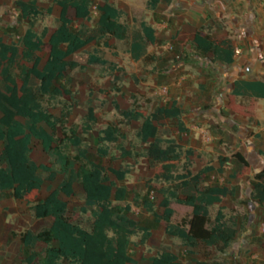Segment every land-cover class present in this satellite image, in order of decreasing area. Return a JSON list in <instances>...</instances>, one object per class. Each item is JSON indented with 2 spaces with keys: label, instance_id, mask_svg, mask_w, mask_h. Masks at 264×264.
Wrapping results in <instances>:
<instances>
[{
  "label": "trees",
  "instance_id": "1",
  "mask_svg": "<svg viewBox=\"0 0 264 264\" xmlns=\"http://www.w3.org/2000/svg\"><path fill=\"white\" fill-rule=\"evenodd\" d=\"M95 0H53L58 9L57 25L53 31L44 29L38 35L33 26L41 16L35 0L15 2L20 16L29 23L18 43L0 37V193L8 192L15 201L25 202L34 219H50L51 225L33 234L24 230L18 234L21 245L31 248L18 264H138L128 250L131 238L139 236V244L145 246L151 232L130 219L126 213L130 205L138 203L135 192L126 200V189L117 186L129 174V168L121 163H129L139 157L131 148L119 143L125 135L117 124H105L98 130L96 154L105 160L99 165L87 158V145L78 136V128L69 125L76 106L69 90L54 86L56 80L66 78L78 68L72 57L89 44L97 45L99 40L114 38L123 40L125 31L119 23L122 12L115 8L111 0H100L96 7V25L102 34L100 39L83 38L71 32L70 27L90 26V9ZM170 0H146V8L154 10L160 3ZM207 2L211 0H195ZM52 6L46 9L47 14ZM142 38L130 44L129 53L133 60H146V48L155 42L154 31L145 23H140ZM194 50L208 56L211 62L230 65L233 62V45L228 38H214L206 28L196 30L191 38ZM107 47L106 43H103ZM87 65H99L114 75L115 81L122 79L121 71L114 64L91 55ZM247 88L259 98H264L261 83H235L237 88ZM255 89H261L256 93ZM235 92V91H234ZM237 92V91H236ZM235 92V93H236ZM67 97V100L63 98ZM58 109V115L52 111ZM182 111L174 102L166 107H157L144 115L135 108L122 111V124H136V137L145 146L144 157L158 167L152 188L159 195L158 203L146 201L142 204L153 222L164 228L168 237L178 239L191 254L203 247L223 255L234 241L236 230L225 220L223 200L234 195L233 188L205 185L208 173L213 167L206 166L196 174L188 170L190 150L183 154L174 141H166L161 146L158 130L162 121L176 120L180 132L185 129L180 122ZM98 115L88 108L81 125V132L87 135L96 126ZM111 149L118 156L110 154ZM71 150L75 154H71ZM182 158L183 173H179ZM233 158L241 165V170L233 173L240 179L249 171V166L240 154ZM226 159L219 158L221 172ZM41 171L47 181L55 183L58 173L63 180L54 189L42 194L44 180L38 176ZM255 184L251 198L264 202V167L254 175ZM74 181L84 195V205L91 209L90 231L76 224L78 215L67 216L68 205L75 200ZM190 190L189 194L184 193ZM191 208L190 216L172 224L173 210L170 203ZM217 206L211 218L210 208ZM155 208H160L157 213ZM85 213V209L81 210ZM35 244L42 248L33 249ZM264 251V242L260 244ZM148 264H225L215 258L201 256L197 260L181 262L171 252L164 251L150 257Z\"/></svg>",
  "mask_w": 264,
  "mask_h": 264
},
{
  "label": "crops",
  "instance_id": "2",
  "mask_svg": "<svg viewBox=\"0 0 264 264\" xmlns=\"http://www.w3.org/2000/svg\"><path fill=\"white\" fill-rule=\"evenodd\" d=\"M144 5L146 8V0ZM146 11L141 22L154 31L155 38L154 44L147 47L146 52L155 47L162 54L165 68L159 82V90L164 88L165 94L160 92L159 105L154 109L174 102L182 111L180 122L185 130L180 132L174 119L162 121L160 126L175 121L178 137L171 141L181 147L183 154L186 150L191 151L187 157L191 174L211 166L213 171L206 178L217 175L222 182L215 186L234 189V195L226 197L223 206L227 199L239 200L245 195L257 206V212L264 215V202L259 203L251 198L254 175L264 167V98H259L247 88L235 90V83L264 85V0H170L169 3H160L154 10L146 8ZM202 27L211 37L231 40L233 62L230 65L211 62L208 56L194 50L192 35ZM175 55H179L181 61H174L172 57ZM255 91L260 93L261 89ZM236 153L249 166L248 173L240 179L232 176L241 170V165L233 158ZM219 158L226 159L221 172H217ZM204 184L207 185L206 179ZM23 203L32 215L29 206ZM179 207L190 209L191 214L190 207ZM12 216L10 213L8 217ZM34 220L36 225L44 226L36 232L25 229L33 234L51 225L48 218ZM237 236L236 230L234 241L218 259L225 264H264V251L260 247L264 235L258 234L254 239L248 231L240 240ZM35 246L42 248L40 244H35L33 249ZM131 247L132 238L128 253ZM27 249L30 252L31 248ZM226 255L232 256V262L224 260Z\"/></svg>",
  "mask_w": 264,
  "mask_h": 264
},
{
  "label": "rangeland",
  "instance_id": "3",
  "mask_svg": "<svg viewBox=\"0 0 264 264\" xmlns=\"http://www.w3.org/2000/svg\"><path fill=\"white\" fill-rule=\"evenodd\" d=\"M18 0H0V37H5L9 42L18 43L29 23L24 20L16 7L15 2ZM41 12L33 26L34 31L40 35L44 29L49 32L57 25L58 9L52 6L53 0H35ZM115 7L121 10L122 15L119 23L123 26L125 37L123 40L114 38L99 40V44H89L81 52L75 54L72 60L79 66L70 75L63 79L56 80L54 86L69 90L72 100L75 101L74 114L69 119V125L78 128V136L84 140L87 145V158L99 165H105V160L99 158L96 154L98 145V130L103 128L105 124L120 125L125 138L119 140V143L126 148H131L138 153L139 157L129 163L117 164L121 167L129 168V174L121 182H116L117 186L126 189L127 197L122 203H129V196L135 192L139 197L138 203L130 205V211L126 215L137 222L140 226L146 227L151 232V237L145 246H140L139 236L132 237V247L129 255L138 261V264H148V259L152 256L164 251H172L182 261H190L199 259L201 256L209 257L211 260L218 258L216 251L199 247L191 254L182 244L174 240L163 231V227L155 224L152 217L145 212L142 204L150 201L154 204L158 203L159 195L152 188L154 183L153 177L158 167L151 165L144 157L145 146L140 144L136 137L138 125L122 124L120 113L135 108L144 115L149 114L156 106L159 105L160 95V74L162 73L163 60L162 54L158 53L155 47L147 49L146 60L136 62L132 59L129 48L132 42L141 38L139 24L145 18L147 13L144 0H112ZM100 4V0H95L90 9V26L79 27L72 25L71 32L80 35L83 38L94 37L100 39L102 37L96 20L98 17L96 7ZM52 6V11L47 14L46 9ZM106 43L107 47H104ZM91 55H96L112 64L121 71L122 79L115 81V77L106 67L99 65H87V59ZM174 61H181L179 55L172 57ZM157 82V83H156ZM65 97L63 100H67ZM88 108H92L98 115L96 126L87 135L81 132V125L87 113ZM54 115H58L59 110L52 111ZM158 141L164 146L168 140H176L178 137L175 121L169 124H162L159 127ZM71 154L75 151L71 150ZM110 154L118 156L117 152L111 149ZM192 162H194L192 160ZM186 165L182 158L179 163V173H183L182 167ZM0 166L3 163L0 159ZM190 166V163H189ZM38 176L44 180L42 186V194L49 189H54L63 180V176L58 173L55 183L47 181V176L39 171ZM220 177L217 175H209L206 178V184L215 186L220 184ZM75 200L68 205L67 216L77 214L76 224L86 231H90L92 223L91 209L84 205V195L79 185L74 181ZM188 189L184 193L189 194ZM243 195L239 200L227 199L224 202L225 220L236 227L240 240L242 235L248 233L255 239L260 234L264 235L262 228L264 227V215L257 212V206L246 199ZM174 202L171 208L175 211V215L171 217L172 223H178L182 218L190 215V209L180 208ZM85 209V213L81 210ZM157 213H161L160 208H155ZM217 206L210 208L211 218L215 215ZM12 214V218L8 217ZM36 221L29 214L28 209L23 202L13 201L9 197L8 192L0 193V264H17L19 258L28 255L29 249L23 248L18 239V233L29 229L36 232L44 225H36ZM245 231V233H244ZM258 233V234H255ZM35 249H38L35 246ZM232 256L226 255L224 260L229 263ZM235 264L234 262H232Z\"/></svg>",
  "mask_w": 264,
  "mask_h": 264
},
{
  "label": "built area",
  "instance_id": "4",
  "mask_svg": "<svg viewBox=\"0 0 264 264\" xmlns=\"http://www.w3.org/2000/svg\"><path fill=\"white\" fill-rule=\"evenodd\" d=\"M162 94H165V89L163 88V89H161V91H160ZM262 232H264V227L262 228Z\"/></svg>",
  "mask_w": 264,
  "mask_h": 264
}]
</instances>
